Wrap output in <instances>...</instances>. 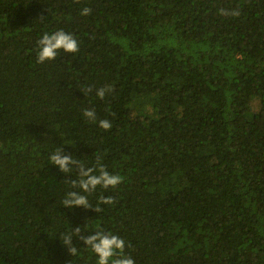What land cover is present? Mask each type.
Here are the masks:
<instances>
[{
    "label": "trees",
    "instance_id": "trees-1",
    "mask_svg": "<svg viewBox=\"0 0 264 264\" xmlns=\"http://www.w3.org/2000/svg\"><path fill=\"white\" fill-rule=\"evenodd\" d=\"M0 264H264V0H0Z\"/></svg>",
    "mask_w": 264,
    "mask_h": 264
}]
</instances>
